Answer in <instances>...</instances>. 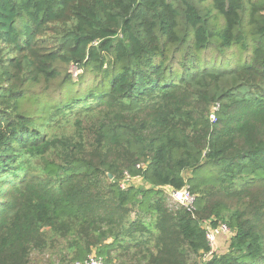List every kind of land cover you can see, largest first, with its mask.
Instances as JSON below:
<instances>
[{
	"label": "trees",
	"instance_id": "trees-1",
	"mask_svg": "<svg viewBox=\"0 0 264 264\" xmlns=\"http://www.w3.org/2000/svg\"><path fill=\"white\" fill-rule=\"evenodd\" d=\"M208 1L0 0V264H264V0Z\"/></svg>",
	"mask_w": 264,
	"mask_h": 264
},
{
	"label": "rangeland",
	"instance_id": "rangeland-1",
	"mask_svg": "<svg viewBox=\"0 0 264 264\" xmlns=\"http://www.w3.org/2000/svg\"><path fill=\"white\" fill-rule=\"evenodd\" d=\"M196 3L199 6L210 7L209 1L205 2L204 4H200L199 0H196ZM208 54L216 57L218 51L217 49L212 48V51H209ZM220 55L223 57L222 59H228L230 60V62H232V64L235 65L241 62L240 59H247L249 57V52L241 51L239 50V48L235 47L232 50L226 51L224 54ZM60 70L63 74L67 73L68 71L67 67L64 65H60ZM96 79L89 76L86 80H84L83 83L82 80L78 79L74 83L77 84L78 82H80V84L74 86L73 88H67L65 84L61 83V80L53 85V87L49 90H44L42 86L33 87L31 89V92L30 90L28 91V96H26L27 99L21 103V110L23 112L36 114L42 111L44 107L46 108L48 106L56 104L58 101L68 99L69 97H71L70 95H72L75 90H81L82 92H85L87 91V89L94 87L97 81L100 80ZM187 175L190 176L189 173H187ZM134 184H139L140 186L142 185V183H138L136 181H134ZM229 239L230 238L228 236H221L218 238L216 243L218 252L225 253L226 249L229 247ZM32 260V264H51V262L49 261V256L46 255L41 256L35 253L32 256ZM52 260H56V257H53Z\"/></svg>",
	"mask_w": 264,
	"mask_h": 264
},
{
	"label": "built area",
	"instance_id": "built-area-1",
	"mask_svg": "<svg viewBox=\"0 0 264 264\" xmlns=\"http://www.w3.org/2000/svg\"><path fill=\"white\" fill-rule=\"evenodd\" d=\"M210 118L212 123L217 122V118L214 114H212ZM131 180L135 181L140 179L139 178L132 179L127 174L126 177L124 178V182L121 184V187L125 189L126 183L130 182ZM166 192L169 196L170 201L174 205L187 209L188 211L191 212L195 210L197 196L190 190L188 186L184 187L181 190H175L170 188L169 192L168 191ZM206 229H207L206 238L211 248V251L210 253L207 254V257H211L215 252H218L216 245L218 238L221 236H228L231 239L233 233L230 230V227L224 222H220L217 226L208 225ZM75 264H104V261L96 253H92L91 255L88 256L86 260L77 262Z\"/></svg>",
	"mask_w": 264,
	"mask_h": 264
},
{
	"label": "crops",
	"instance_id": "crops-1",
	"mask_svg": "<svg viewBox=\"0 0 264 264\" xmlns=\"http://www.w3.org/2000/svg\"><path fill=\"white\" fill-rule=\"evenodd\" d=\"M136 182H138V183H141V180H135ZM169 190H170V188H166V191H168L169 192ZM230 240V239H229ZM227 250H228V248L226 249V251L225 252H227Z\"/></svg>",
	"mask_w": 264,
	"mask_h": 264
},
{
	"label": "water",
	"instance_id": "water-1",
	"mask_svg": "<svg viewBox=\"0 0 264 264\" xmlns=\"http://www.w3.org/2000/svg\"><path fill=\"white\" fill-rule=\"evenodd\" d=\"M110 178L112 179L113 177L110 175Z\"/></svg>",
	"mask_w": 264,
	"mask_h": 264
}]
</instances>
